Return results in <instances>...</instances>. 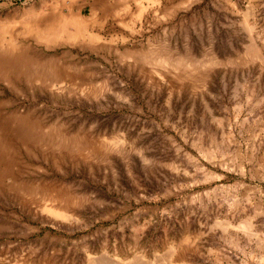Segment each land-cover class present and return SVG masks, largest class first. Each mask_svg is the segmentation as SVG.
Instances as JSON below:
<instances>
[{"label":"rangeland","instance_id":"obj_1","mask_svg":"<svg viewBox=\"0 0 264 264\" xmlns=\"http://www.w3.org/2000/svg\"><path fill=\"white\" fill-rule=\"evenodd\" d=\"M0 118V264H264V0H0Z\"/></svg>","mask_w":264,"mask_h":264},{"label":"bare ground","instance_id":"obj_2","mask_svg":"<svg viewBox=\"0 0 264 264\" xmlns=\"http://www.w3.org/2000/svg\"><path fill=\"white\" fill-rule=\"evenodd\" d=\"M82 25H83V24H82ZM84 30H85V29H83V28H82V29H80V30H78V31H77L78 33H77V34H81V33H83V32H84ZM8 47H10V46H8ZM0 119H1V118H0ZM244 227H245V226H244ZM186 264H188V263H186Z\"/></svg>","mask_w":264,"mask_h":264}]
</instances>
